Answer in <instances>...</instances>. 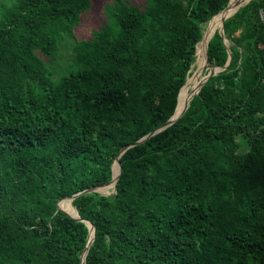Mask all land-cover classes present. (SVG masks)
Instances as JSON below:
<instances>
[{"label": "trees", "instance_id": "trees-1", "mask_svg": "<svg viewBox=\"0 0 264 264\" xmlns=\"http://www.w3.org/2000/svg\"><path fill=\"white\" fill-rule=\"evenodd\" d=\"M230 2L117 0L57 76L93 0L0 2V264H264V0L226 18L229 43L211 25L200 65L222 71L113 179L174 115ZM109 182L72 202L96 229L82 263L89 225L58 202Z\"/></svg>", "mask_w": 264, "mask_h": 264}, {"label": "rangeland", "instance_id": "rangeland-1", "mask_svg": "<svg viewBox=\"0 0 264 264\" xmlns=\"http://www.w3.org/2000/svg\"><path fill=\"white\" fill-rule=\"evenodd\" d=\"M2 0H0L1 2ZM6 1V0H4ZM132 3L137 5H144L147 0H130ZM234 4H240L245 2V0H233ZM236 2V3H235ZM117 3V0H93L92 7L88 11L82 14L81 21L78 26L75 28V35L74 37L67 38L62 45L59 47L57 51V58L55 61L50 62L49 65L53 67L55 76H57L60 71L65 70L69 64L70 59L73 56V45L75 44L77 39H84V38H91L93 32L97 29H100L103 23H106L109 16L110 10L113 8ZM232 16V15H231ZM219 16L213 18L210 22L211 25L215 23V20H218ZM208 28V23L204 25L203 35L206 29ZM212 27L210 26V30ZM218 28L217 30H220ZM207 38V37H206ZM207 43V41H206ZM227 43H229L227 41ZM206 46V44H205ZM45 57V56H43ZM47 59V58H46ZM196 62V60H195ZM195 64V63H194ZM195 66L193 65L191 69L190 75L193 73ZM214 68V67H213ZM200 69H204V75H206L208 71H213V75L222 71V68L217 67V69H212L210 67L203 68L200 65ZM208 70V71H207ZM209 74V73H208ZM207 74V75H208ZM206 75V78H207ZM188 81V80H187ZM195 95V94H194ZM190 102V101H189ZM188 108V105L186 109ZM248 148V147H247ZM241 152L247 151L246 147H244L243 142L241 141V146L239 149ZM95 192L100 193L101 195H112L116 192V186L114 188L109 189L108 191H103L102 189L95 190ZM73 205V204H72Z\"/></svg>", "mask_w": 264, "mask_h": 264}, {"label": "bare ground", "instance_id": "bare-ground-1", "mask_svg": "<svg viewBox=\"0 0 264 264\" xmlns=\"http://www.w3.org/2000/svg\"><path fill=\"white\" fill-rule=\"evenodd\" d=\"M232 1L233 0H231L230 4L226 8V10L219 14V19L215 20L214 25L218 24L221 27L222 21L224 19H226L234 10L239 8L241 5L247 3L249 0H245V2L240 3V4H237L236 2H235L236 4H234ZM217 16H215V17H217ZM210 26H211V22L208 23V28L204 32V35H203V38H202V50L196 56V62L194 64L195 68H194L193 73L188 77L187 88L185 87L186 88L185 94L183 96L181 95L182 98L180 97V99H179V102H178V105H177V108H176V116L177 117L181 116L182 113L186 110V107L189 104V101L191 100L192 96L198 91V89L200 88V85L206 79V75H204V69H200V61H201L202 52L205 49H207V47H208V44L206 43V41H207L206 34L210 30ZM211 36H212V34H211ZM205 44H206V46H205ZM183 93H184V91H183ZM116 170H117V162L115 163L114 168H113L114 183H116ZM103 191H105V190H103ZM60 206L64 210L69 212L70 214H72L74 216H78V212H77L76 208L72 205V201L70 199L63 200L60 203ZM91 229H92L91 238H93V233L94 232H93V228H91Z\"/></svg>", "mask_w": 264, "mask_h": 264}, {"label": "water", "instance_id": "water-1", "mask_svg": "<svg viewBox=\"0 0 264 264\" xmlns=\"http://www.w3.org/2000/svg\"><path fill=\"white\" fill-rule=\"evenodd\" d=\"M230 1H231V0H230ZM250 1H251V0H250ZM250 1H248L247 3L241 5L240 7L245 6V5L248 4ZM240 7H239V8H240ZM239 8H238V9H239ZM224 10H225V9H224ZM235 12H236V11H235ZM235 12H234V13H235ZM234 13H233V14H234ZM233 14H232V15H233ZM217 15H218V14H217ZM215 16H216V15H215ZM215 16H214V17H215ZM214 17H213V18H214ZM229 17H230V16H229ZM229 17H228V18H229ZM213 18H212V19H213ZM212 19H211V20H212ZM225 21H226V19H224V20L222 21V24H221V27H220V28H221L220 31H221V34H222L223 39H224L225 42H226L227 39H226L225 28H224ZM228 50H229V60H231V51H230V47H229V46H228ZM229 62H230V61H229ZM229 62H228V64H229ZM228 64H227V65H228ZM227 65H226V66H227ZM226 66H225L224 68H226ZM211 75H213V71L209 72V74L207 75L206 80L200 85V88L198 89V91H197L196 93H198V92L200 91L201 87L204 85V83L208 80V78H209ZM196 93H195V94H196ZM192 98H193V96H192ZM186 110H187V109H186ZM184 113H185V112H184ZM184 113H183V114H184ZM183 114H182V115H183ZM182 115H181V116H182ZM181 116H178V117H177V116H176V111H175L174 115L170 118V120H169L166 124H164L162 127H160V128H158L157 130H155V131L149 133L147 136L143 137L142 139H140V140L137 141L136 143L131 144V145L125 147V148L120 152V154L118 155V157L116 158L115 163L118 162L119 165H120V167H121V164H120L119 159H120V157L122 156V154H123L127 149H129L130 147L135 146V145H137V144H140V143H142V142L148 140L149 138H151V137L154 136L155 134H157V133L163 131L164 129H166L167 127H169L170 125H172L175 121H177ZM115 163H114V165H115ZM114 165H113V168H114ZM109 184H110V182L107 183V184H104V185L98 186V187H92V188H90V189H88V190H85V191L79 192V193H77V194H75V195H73V196H71V197H64V198H62L61 200H59V202H58V210L63 211L64 213L68 214L69 216H71V217H73V218H75V219H77V220L84 221L85 223H87V224L89 225V228H90V236H89V240H88L87 247H86L85 252H84V254H83V257H82V263L86 262V255H87L88 249H89V247L91 246V244L93 243V241H94V239H95V233H96L95 226H94V224H93L92 222H90V221L87 220V219H83V218H81L79 215H78V216H74V215L70 214L69 212H67L66 210H64V209L60 206V203H61L63 200H67V199H70V200L73 202V200H74L76 197H78V196H80V195H82V194H84V193L95 192V190H98L100 187L108 186ZM116 192H117V189H116ZM116 192H115V193H116ZM91 228H93V232H94V233H93V238H91Z\"/></svg>", "mask_w": 264, "mask_h": 264}, {"label": "built area", "instance_id": "built-area-1", "mask_svg": "<svg viewBox=\"0 0 264 264\" xmlns=\"http://www.w3.org/2000/svg\"><path fill=\"white\" fill-rule=\"evenodd\" d=\"M260 17H261V20L264 22V8H262L260 11Z\"/></svg>", "mask_w": 264, "mask_h": 264}]
</instances>
